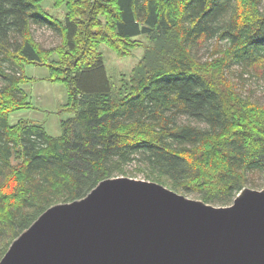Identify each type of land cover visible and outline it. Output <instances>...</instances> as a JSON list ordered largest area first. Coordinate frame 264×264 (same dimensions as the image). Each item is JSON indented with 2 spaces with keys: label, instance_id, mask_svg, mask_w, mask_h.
Returning a JSON list of instances; mask_svg holds the SVG:
<instances>
[{
  "label": "trees",
  "instance_id": "16d2710c",
  "mask_svg": "<svg viewBox=\"0 0 264 264\" xmlns=\"http://www.w3.org/2000/svg\"><path fill=\"white\" fill-rule=\"evenodd\" d=\"M64 9L56 17L45 8ZM59 40L43 47L34 26ZM101 44L144 53L114 81ZM26 64L63 83L61 133L33 108ZM264 0H0V259L45 209L137 177L232 203L264 188Z\"/></svg>",
  "mask_w": 264,
  "mask_h": 264
},
{
  "label": "water",
  "instance_id": "95a60500",
  "mask_svg": "<svg viewBox=\"0 0 264 264\" xmlns=\"http://www.w3.org/2000/svg\"><path fill=\"white\" fill-rule=\"evenodd\" d=\"M0 264H264V188L217 206L130 176L45 209Z\"/></svg>",
  "mask_w": 264,
  "mask_h": 264
},
{
  "label": "rangeland",
  "instance_id": "374dc122",
  "mask_svg": "<svg viewBox=\"0 0 264 264\" xmlns=\"http://www.w3.org/2000/svg\"><path fill=\"white\" fill-rule=\"evenodd\" d=\"M45 8L58 18L64 16V9L52 7L49 1L45 2ZM32 30L35 39L43 47H51L59 40L58 36L46 25L34 26ZM100 49L107 75L114 81L120 74H128L144 53V48L138 47L130 55L117 57L106 44H101ZM23 71L26 76L33 78L31 82L22 85V89L28 95L33 108L12 113L9 116V122L14 123L20 118L33 120L41 123L48 134L58 136L61 133L60 121L72 115L70 111L64 108L67 97L65 85L46 80L48 70L44 65L26 64ZM257 95L259 99H264L260 89H257ZM135 178L142 179L141 175ZM187 196L197 199L193 194H187Z\"/></svg>",
  "mask_w": 264,
  "mask_h": 264
}]
</instances>
